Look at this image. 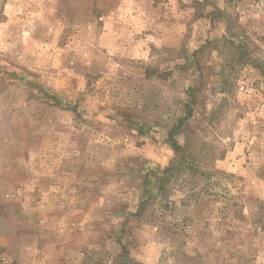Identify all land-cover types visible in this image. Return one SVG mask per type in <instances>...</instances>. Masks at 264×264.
Masks as SVG:
<instances>
[{
  "label": "rangeland",
  "instance_id": "rangeland-1",
  "mask_svg": "<svg viewBox=\"0 0 264 264\" xmlns=\"http://www.w3.org/2000/svg\"><path fill=\"white\" fill-rule=\"evenodd\" d=\"M176 124L214 173L138 220ZM124 244L264 264V0H0V264H115Z\"/></svg>",
  "mask_w": 264,
  "mask_h": 264
},
{
  "label": "trees",
  "instance_id": "trees-1",
  "mask_svg": "<svg viewBox=\"0 0 264 264\" xmlns=\"http://www.w3.org/2000/svg\"><path fill=\"white\" fill-rule=\"evenodd\" d=\"M186 120L187 117H184L180 120V123L183 124ZM179 124H176L168 134V140L171 143L174 156L160 173L157 194H149L146 200L140 202L137 212L134 214L138 220L143 219L145 216L147 217V214L153 216V220H157L159 216L155 213V204L160 202L161 205L168 209L171 204V200L169 199L170 195L175 193V186L180 187L182 185L186 176L191 177V180L194 177H205V179H207L214 173L210 172L209 169H206V163L209 160L208 158L210 155L205 154V143L201 142V139L198 141L197 137L191 136V134L179 129ZM177 134H184L186 137L183 144H180L175 138ZM181 187L184 188V186ZM190 192L192 193H189L188 197H198L200 192H207V190L202 188L201 190ZM163 196L167 197L166 202L162 199ZM149 210L152 211L150 212ZM162 223V230H172L169 226L171 223L166 221H162ZM121 246L122 251L116 258L115 264H136L135 260L128 255L127 245L124 244Z\"/></svg>",
  "mask_w": 264,
  "mask_h": 264
}]
</instances>
